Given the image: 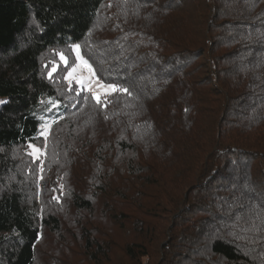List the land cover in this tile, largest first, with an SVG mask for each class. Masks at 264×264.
<instances>
[{"label": "trees", "instance_id": "16d2710c", "mask_svg": "<svg viewBox=\"0 0 264 264\" xmlns=\"http://www.w3.org/2000/svg\"><path fill=\"white\" fill-rule=\"evenodd\" d=\"M262 208L264 0H0V264H264Z\"/></svg>", "mask_w": 264, "mask_h": 264}, {"label": "snow or ice", "instance_id": "6c2138e0", "mask_svg": "<svg viewBox=\"0 0 264 264\" xmlns=\"http://www.w3.org/2000/svg\"><path fill=\"white\" fill-rule=\"evenodd\" d=\"M110 6V5H109ZM73 48L76 52V59L79 60L81 62V64L86 67L88 69V73L89 76L85 77L82 73L81 74H77V68L73 67L71 69V71L67 72V75L64 77L68 82L70 87L68 88V91L70 92H74L75 96H80L81 92H86V93H91L92 98L95 100L97 105H100L101 107H107V101H106V97L108 94L112 93V92H121V93H126L128 95H132V93L129 92L128 88L126 87H119L117 84L115 83H101V81L99 79L96 78L95 72L93 71L92 65L89 63L88 60H86L84 58V56H82L80 54V45L76 44L73 45ZM60 57V60L63 61V64L65 67L68 66V59L67 57L64 56L63 53H59L58 54ZM47 67V65H46ZM59 65L53 63L49 72H48V77L49 79H52V74L55 73L58 69ZM73 81H75V83L78 85L77 89H73L71 87V84L73 83ZM95 83V85L101 89L104 92V96L105 98L102 99L100 92H98L96 90V88L93 87V84ZM88 96L85 95L83 97H81L80 101H75L71 106L73 108L76 107L77 103H81L82 101L86 104L87 100H88ZM59 101H50V107L51 108H55L58 110L59 108ZM107 115L105 116V119H107ZM50 125L45 124L44 128L47 129L49 128ZM44 133H42L43 135ZM29 148L32 149V152H29L28 155L33 157V160H40L41 159V155L43 153V149L37 147L34 144H29L28 145ZM41 168V172L43 171V167L42 165L40 166ZM40 179H43V176H40ZM54 199H57V201L59 202V197H53ZM260 217H261V222L264 223V208L261 209V213H259Z\"/></svg>", "mask_w": 264, "mask_h": 264}, {"label": "rangeland", "instance_id": "374dc122", "mask_svg": "<svg viewBox=\"0 0 264 264\" xmlns=\"http://www.w3.org/2000/svg\"><path fill=\"white\" fill-rule=\"evenodd\" d=\"M75 67L77 68V74H81V73H82L85 77H88V76H89L88 69H87L86 67H84V66L81 64V62H80L79 60H77V64H76ZM92 68H93V67H92ZM69 71H71V69H70ZM93 71H94V70H93ZM96 78H97V76H96ZM97 79H99V78H97ZM68 83H69V82H68ZM73 83H75V81H73ZM101 83H103V82L101 81ZM75 84H76V83H75ZM93 87L96 88V90H97L98 92H100L101 98H104V97H105V96H104V92H103L101 89H99V88L95 85V83L93 84ZM113 93H114V92L108 94L107 96H110V95H112ZM36 146L39 147V148H41V149H43V153L40 154V155H41V159L38 160V161H40L41 163H45V162H46V161H45V160H46V159H45L46 157H45L44 155H45V153H46L48 147H47V146H38V145H36ZM28 151H29V152H32V149L29 148ZM31 157H32V156H31ZM105 224H107V226L105 227V230L108 231V234H111V235H112L117 241H121V239H120L119 236H118V232L115 231L114 227L111 226L109 223H105ZM51 245H52V242H51V241H49V243H46V242H45L44 245H41V246H42V247H41L42 251H45L46 249L48 250V249H49V246L51 247ZM121 257H122V256L118 255V258L121 259ZM75 258H76V260L78 261L79 257L76 256ZM118 258H116V259H118ZM63 260H65V258H64Z\"/></svg>", "mask_w": 264, "mask_h": 264}]
</instances>
